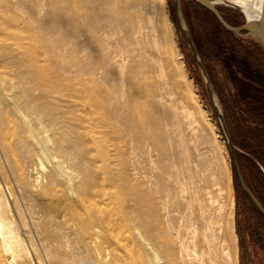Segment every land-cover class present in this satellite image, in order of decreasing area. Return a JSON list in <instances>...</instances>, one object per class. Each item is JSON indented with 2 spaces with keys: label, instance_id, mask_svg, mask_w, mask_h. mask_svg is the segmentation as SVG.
<instances>
[{
  "label": "rangeland",
  "instance_id": "1",
  "mask_svg": "<svg viewBox=\"0 0 264 264\" xmlns=\"http://www.w3.org/2000/svg\"><path fill=\"white\" fill-rule=\"evenodd\" d=\"M120 3L117 1L118 7ZM217 6L231 25L239 26L245 23V14L236 6L227 3H218ZM83 11L93 14L95 3L92 0H0V71L10 77H20L26 68L22 65L26 60L24 51L27 52L28 48L37 50V57L41 62L62 80L66 91L73 92V97H70L66 106L71 123L67 136L76 139L80 145L91 146V136L101 142L108 136V128L103 126L100 120L107 114L110 105L121 98V93L117 76L110 73V66H105L98 75L89 73L92 64L105 63L107 45L103 49L99 48L92 31L85 36L80 35L79 26ZM124 11L127 14L124 26L128 35L131 34L134 49L131 60L141 63L147 75L167 87L168 92L163 94L165 104L160 109L166 111L173 106L178 112H183L186 108L193 113L190 120L184 117L182 112L178 114L181 121L184 119L182 131L186 134L190 148L192 186H195L192 189H198H194L190 194L182 193L183 198L180 195L173 198V192L179 186V179L188 174L183 166H178L181 162L178 161L170 167L169 173L160 171L161 161L157 153L137 139L131 141L128 137L125 139L127 143H118L122 149L125 145L124 150H127L125 179L118 174V170L123 168L120 156L112 155V162L97 157L94 163L88 164L87 172L93 175H90L91 180L102 182L104 189L112 193L121 191V183L126 181L125 194L128 203L121 211L128 220L127 232L133 230V225L129 222L132 218L142 227L160 213L167 215V220L174 226L180 221L179 224L183 225L190 219L202 225V211L207 208L205 214L208 217L216 219L221 214L224 216V234L232 253L231 262L227 264H245L246 256L249 264H256L253 241L263 238L261 236L264 233V224L257 223L262 222L261 217L259 218L254 210V203L233 168L227 139L220 126L203 73L182 32L178 16L188 28L211 79L214 96L218 97L227 128L237 147L235 158L239 172L247 185H255L251 161L260 166L259 169L264 174V115L260 110L263 106L260 92L263 87L251 80L252 75L249 72L244 76L239 74L238 62L241 57L237 47L234 46V50L230 48L226 51H216L215 45L223 42V35L218 33L215 20L204 6L194 0H179V9L176 0H129ZM92 23L94 25V20L90 21L91 25ZM235 37L243 40L249 48L248 51L253 50L252 44L258 42L247 32L235 34ZM155 39L158 46L153 44ZM84 58L88 63L86 68L81 67ZM178 59H183L184 68L178 65ZM248 59L252 61V58ZM190 83L197 95L199 94L197 100L190 95ZM103 97L106 101L110 100L100 105L101 107L92 105ZM188 122H191L190 125ZM219 146L223 148V153H220ZM109 148L112 149L113 146L109 144ZM78 152V157H82ZM36 155L22 149L20 156L25 179L23 189L19 191L14 183L12 169L0 146V182L6 184L5 191L9 203L12 204L16 231L21 235L27 253H32L28 256V264H40L39 259L50 264L44 247L37 241L31 219L32 214L40 209L36 193L41 190V183L36 181V176L39 173L44 174L50 168V162L45 157ZM40 162H43L44 167L39 165ZM160 172L163 177L160 182L162 185L156 184L159 186L156 188L148 179L154 180ZM181 175L184 176L180 177ZM228 179L231 181L232 192ZM193 194L196 195L195 200L190 199ZM210 196L213 197L212 201H209ZM15 197L17 211L13 204ZM149 204L153 205V210L148 209ZM123 244L121 251L127 249L125 241ZM131 255L133 260H136V263L132 264H157L137 248ZM3 258L8 262L6 260L10 261L11 255L5 254ZM220 262L225 264L222 258Z\"/></svg>",
  "mask_w": 264,
  "mask_h": 264
},
{
  "label": "bare ground",
  "instance_id": "2",
  "mask_svg": "<svg viewBox=\"0 0 264 264\" xmlns=\"http://www.w3.org/2000/svg\"><path fill=\"white\" fill-rule=\"evenodd\" d=\"M117 1L121 2L119 7ZM128 1L92 0L95 3V12L91 14L83 11L79 26L81 36L92 31L99 48L103 49L107 45L105 63L92 64L89 73L95 76L105 66H110V73L117 76L119 83L121 98L110 105L107 114L100 120L101 124L108 128L105 140L101 142L91 136L92 145L84 146L67 136L71 123L66 106L70 97H73V92L65 90L62 80L37 57V50L28 48L27 52L24 51L26 60L22 63L26 68L20 77H10L0 71L1 149L12 169L14 183L19 191L23 189L25 179L20 156L22 149L42 155L50 162V168L44 174L37 172L39 174L36 181L41 183V190L36 193L40 209L34 212L31 218L37 241L44 247L50 264H132L136 263L131 255L136 248L157 264H220V258L227 264L231 262L232 253L224 234L223 214L216 219L208 217L205 214L206 208L202 211V225L190 219L185 224L182 222L184 226L179 224L181 221L174 226L164 213L152 217L147 223L144 222L142 227L132 218L129 222L132 223L133 230L127 232L128 220L121 211L128 203L125 194L126 181H122L121 191L112 193L104 189L102 182L91 180V174L87 172L88 164L94 163L97 157L112 162L111 156L119 155L123 168L118 170V174L124 178L127 150H124L125 145L122 149L118 143L128 137L131 141L137 139L157 153L161 161L160 171L169 173L170 167L178 161L181 162L182 165L178 166H183L188 174L186 177L180 176L182 178L173 192V198L181 196L182 193L190 194L197 188L192 189L195 186H192L190 148L186 134L182 131L184 119L181 121L179 116L182 111L178 112L173 106L166 111L161 110L160 107L165 104L163 94L168 92L166 85L147 75L141 63L131 60L133 43L131 34L128 35L124 26L127 17L124 9ZM218 3L236 6L250 20L256 19L261 10V0H216V4ZM91 20H94L93 26L90 24ZM157 43L155 39L154 46ZM87 65L84 58L81 67L86 68ZM178 65L184 68L183 59L178 61ZM188 88L190 95L197 100L199 94L197 95L191 83ZM107 101L103 97L92 105L102 106ZM182 113L188 119L193 114L186 108ZM190 123L188 122L189 125ZM109 144L113 146V150L109 148ZM218 149L220 153L224 152L221 146ZM129 151L131 152V148ZM77 152L82 157H78ZM39 165L44 167L43 162ZM227 166L230 169L229 165ZM161 173L157 174L154 180L148 181L154 185L161 184ZM133 175L135 176V173ZM228 180L232 192L231 181ZM2 183L0 182V264H28V256L32 253H27L25 243L23 244L21 235L16 231L12 204L9 203L5 191L6 184ZM157 185L156 188H159ZM195 196L191 195L190 199L195 200ZM212 198L210 196L209 201H212ZM13 204L17 211L16 197ZM153 208V205L149 204L148 209ZM222 208L221 206L220 209ZM180 218L182 219V216ZM123 241L127 249L121 251ZM5 254L11 255L10 261L5 262ZM43 261L39 259L40 264H46Z\"/></svg>",
  "mask_w": 264,
  "mask_h": 264
},
{
  "label": "water",
  "instance_id": "3",
  "mask_svg": "<svg viewBox=\"0 0 264 264\" xmlns=\"http://www.w3.org/2000/svg\"><path fill=\"white\" fill-rule=\"evenodd\" d=\"M194 1L201 4L202 6L207 8L208 10H210L217 17V19L219 20V22L221 23V25L225 29H227L228 31H231L235 34H241L243 32H247L248 34L253 35L256 38V40L259 41L260 44L264 48V0H261V10H260L259 16L256 19L250 20L245 15L246 16L245 23L242 25H239V26H233L225 19V17L222 15L221 11L219 10V8L216 4V0H194ZM176 4H177V7L179 9V0H176ZM178 21L180 23L184 37H185L189 47L191 48V51H192V53H193V55L197 61L199 68L201 69V71L203 73V76H204L210 97H211L212 102H213L215 112H216L218 119H219V122H220V126L222 127L224 135H225L227 142H228L229 150H230L232 160H233V162H232L233 168H234L235 172L238 174L243 188L247 191V193L253 199L255 204L264 213V207L258 201V199L255 197V195L251 191V189L248 187V185L244 182V180L241 177V174L239 172V167H238V164H237V161L235 158V150L237 149V147L235 146L233 139L231 137V134L227 128L223 112H222L221 107L219 105L218 97L215 98V96H214L213 84H212L211 79L207 73V70H206V68H205V66L201 60L199 52H198V50L195 46V43L191 37V34H190L188 28L186 27L184 21L182 20V18L180 16H178Z\"/></svg>",
  "mask_w": 264,
  "mask_h": 264
},
{
  "label": "trees",
  "instance_id": "4",
  "mask_svg": "<svg viewBox=\"0 0 264 264\" xmlns=\"http://www.w3.org/2000/svg\"><path fill=\"white\" fill-rule=\"evenodd\" d=\"M205 9L215 20V24L218 26V33L223 35L222 37L223 42L215 45L216 51H223V50L226 51V49L229 50L230 48L234 50V46L235 48L237 47L240 53L239 57H241V59L238 62L239 64L238 66L240 70L239 74L241 73V75L244 76L246 72H249L252 75L251 80L255 84L257 83L258 85H260V87H263V90L260 91L263 98L262 101L263 106L260 107V110L264 115V48L263 46L258 41L255 44H252L253 50L248 51L249 48H247V45L244 44L242 39L236 38L235 33L225 29L221 25L217 17L210 10H208L207 8ZM248 56L250 57V59L252 58L251 59L252 61L248 59L249 58ZM244 148L247 149L246 146H244ZM251 162L253 169L257 171L260 178L264 182V176L261 170L259 169V166L255 164L253 161Z\"/></svg>",
  "mask_w": 264,
  "mask_h": 264
},
{
  "label": "flooded vegetation",
  "instance_id": "5",
  "mask_svg": "<svg viewBox=\"0 0 264 264\" xmlns=\"http://www.w3.org/2000/svg\"><path fill=\"white\" fill-rule=\"evenodd\" d=\"M247 155H249V154H247ZM252 174H253V177H254L253 180H254L255 185H250V183H249L248 187L251 189V191L253 192L255 197L258 199V201L264 207V182L260 178V176L257 173V171L255 169H253V167H252ZM263 176H264V174H263ZM245 192L247 193L246 190H245ZM247 195L250 197V195L248 193H247ZM250 199L253 201V199L251 197H250ZM253 203H254L253 208H254V210H256V213L258 214L259 218L261 217V221H262V222H257V223L264 224V213H263V211L255 204L254 201H253ZM261 237H263V238H260L257 241L256 240L253 241V246H254V248L256 250V256H255L256 257V262H257L256 264H264V233H263V235ZM248 260L249 259L246 256L245 257V264H249Z\"/></svg>",
  "mask_w": 264,
  "mask_h": 264
}]
</instances>
